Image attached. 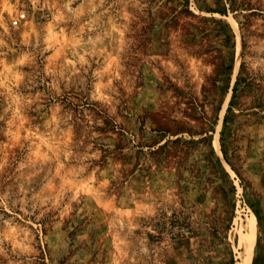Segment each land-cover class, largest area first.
I'll list each match as a JSON object with an SVG mask.
<instances>
[{"label": "rangeland", "instance_id": "rangeland-1", "mask_svg": "<svg viewBox=\"0 0 264 264\" xmlns=\"http://www.w3.org/2000/svg\"><path fill=\"white\" fill-rule=\"evenodd\" d=\"M0 264H264V0H0Z\"/></svg>", "mask_w": 264, "mask_h": 264}, {"label": "built area", "instance_id": "built-area-1", "mask_svg": "<svg viewBox=\"0 0 264 264\" xmlns=\"http://www.w3.org/2000/svg\"><path fill=\"white\" fill-rule=\"evenodd\" d=\"M26 19V11L24 9H19L15 16L12 17L10 20V23L12 25H17L21 21H24Z\"/></svg>", "mask_w": 264, "mask_h": 264}, {"label": "bare ground", "instance_id": "bare-ground-1", "mask_svg": "<svg viewBox=\"0 0 264 264\" xmlns=\"http://www.w3.org/2000/svg\"><path fill=\"white\" fill-rule=\"evenodd\" d=\"M253 228V227H252ZM249 229H250V226H249ZM253 230V229H252ZM250 234V233H249Z\"/></svg>", "mask_w": 264, "mask_h": 264}]
</instances>
